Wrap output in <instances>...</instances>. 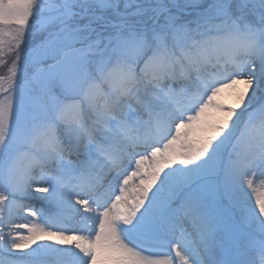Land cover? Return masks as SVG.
Segmentation results:
<instances>
[{"label":"snow or ice","instance_id":"obj_1","mask_svg":"<svg viewBox=\"0 0 264 264\" xmlns=\"http://www.w3.org/2000/svg\"><path fill=\"white\" fill-rule=\"evenodd\" d=\"M257 182L264 0H0V264H264Z\"/></svg>","mask_w":264,"mask_h":264},{"label":"rangeland","instance_id":"obj_2","mask_svg":"<svg viewBox=\"0 0 264 264\" xmlns=\"http://www.w3.org/2000/svg\"><path fill=\"white\" fill-rule=\"evenodd\" d=\"M222 97H223V99H224V104L225 105H228V104H231L232 103V101H231V99L228 97V94L227 93H223L222 94ZM160 133L159 132H156V133H154V135H159ZM161 147H163V145L161 144L160 145ZM147 163V162H146ZM133 168H134V162H133ZM130 171L131 170H129V174H130ZM137 183H138V180L136 181ZM132 182H130V184H131ZM134 186V185H133ZM262 190H264V189H261L260 187H259V183L257 182V193L256 194H258V192L259 191H262ZM256 194H253L252 195V198H251V201H250V203H251V205H252V207L255 209V211H256V213H257V215H259V209H258V207L256 206V200H255V195ZM103 197V196H102ZM102 197H101V199H102ZM262 219H264V218H262ZM63 228H65L66 230H68L69 231V234H70V230L68 229V227H63ZM167 251H170V247L167 249ZM174 255V254H173Z\"/></svg>","mask_w":264,"mask_h":264},{"label":"bare ground","instance_id":"obj_3","mask_svg":"<svg viewBox=\"0 0 264 264\" xmlns=\"http://www.w3.org/2000/svg\"><path fill=\"white\" fill-rule=\"evenodd\" d=\"M102 196H103V194L101 193V194H100V197H102ZM102 199H103V197H102ZM78 221H79V217H77L76 220H71V219H69L66 223H63V224L60 225V226H61V227H68V229L71 230V229H74V228L79 227V223H78ZM38 243H47V244H49V245L52 246V247H61V246H59V245H56V244L54 243V241H43V242H38Z\"/></svg>","mask_w":264,"mask_h":264}]
</instances>
